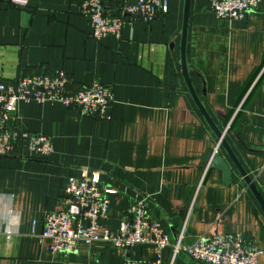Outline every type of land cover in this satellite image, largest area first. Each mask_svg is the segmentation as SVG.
<instances>
[{"label":"crops","instance_id":"obj_1","mask_svg":"<svg viewBox=\"0 0 264 264\" xmlns=\"http://www.w3.org/2000/svg\"><path fill=\"white\" fill-rule=\"evenodd\" d=\"M85 0H31L19 9L0 0V81L64 70L75 93L94 81L110 86L109 120L48 101H23L21 131L52 137L49 157H0V264H123L153 260L152 245L128 254L111 243H80L69 257L41 241L47 215L64 210L72 178L97 173L110 207L103 225L117 232L136 197L150 199L165 233L183 230L190 245L203 235H239L264 264V6L240 21H224L210 0H190L186 50L193 87L223 132L243 176L221 146L231 182L214 166L217 133L207 124L182 73L181 38L186 0H168V13L149 25L124 27L122 39L91 37L81 14ZM111 9V0H105ZM115 14V11L111 10ZM251 179V183L246 178ZM172 252L163 253L165 263ZM175 264H201L181 252Z\"/></svg>","mask_w":264,"mask_h":264},{"label":"built area","instance_id":"obj_2","mask_svg":"<svg viewBox=\"0 0 264 264\" xmlns=\"http://www.w3.org/2000/svg\"><path fill=\"white\" fill-rule=\"evenodd\" d=\"M10 1L19 9L29 8L31 2ZM210 1L212 12L224 21L243 20L264 6V0ZM111 4V9L105 0H85L80 5L81 14L90 23L91 37L98 42L109 36L121 40L127 24L143 22L151 25L168 13V0H111ZM69 87L70 79L64 70L28 75L14 82L0 81V157L31 159L54 153L52 137L19 129L18 107L23 101H56L67 108H77L86 116L111 119L108 110L114 103V92L110 86L94 81L75 93H71ZM239 111L236 110L219 137L213 162ZM117 193L116 189L102 188L97 173L84 172L80 177L72 178L63 199L64 210L46 216L39 238L42 242L51 241L48 250L63 257L72 255L80 243L90 246L104 242L122 249L125 254L143 245H152L156 249L157 256L153 260L125 259L123 264H175L181 252L201 264H260V252L239 235H203L190 245L184 243V230L176 237L170 236L164 232L160 221L152 217L148 197H136L123 214L117 232H112L103 223L110 207L108 195ZM167 249L172 252L169 263L163 258Z\"/></svg>","mask_w":264,"mask_h":264},{"label":"water","instance_id":"obj_3","mask_svg":"<svg viewBox=\"0 0 264 264\" xmlns=\"http://www.w3.org/2000/svg\"><path fill=\"white\" fill-rule=\"evenodd\" d=\"M190 12H191V3H190V0H186L185 1V7H184V18H183L182 38H181L182 73H183L185 82L188 86L189 92H190L192 98L194 99V102L196 103L197 107L199 108V110L203 114L207 124L217 133L218 137H221L222 132L218 131V128L216 127L214 121L211 119V117H210L208 111L206 110V108L204 107L203 103L200 101V99H199V97H198V95H197V93L193 87L191 77H190V73H189L188 66H187L186 50H187V43H188ZM223 146L226 147L227 149H229V154H230L231 158L233 159V161L238 166L241 174L243 176H246L247 175L246 172L241 167L240 163L237 161V159H236L235 155L232 153L231 149L228 148L225 141L223 142ZM214 166L219 168L220 170H222L224 172V178L226 179V181L231 182L233 172L230 170L226 161L222 157H220V156L216 157V159L214 160ZM246 181L248 183H251V179L249 177L246 178ZM250 187H251V190L253 191V193L255 194L257 200L259 201L261 206L264 208V201L262 199V196L257 192L256 187L254 185H251Z\"/></svg>","mask_w":264,"mask_h":264}]
</instances>
